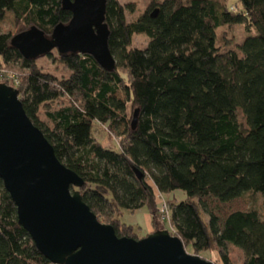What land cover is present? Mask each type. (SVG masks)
Wrapping results in <instances>:
<instances>
[{
  "label": "trees",
  "instance_id": "16d2710c",
  "mask_svg": "<svg viewBox=\"0 0 264 264\" xmlns=\"http://www.w3.org/2000/svg\"><path fill=\"white\" fill-rule=\"evenodd\" d=\"M121 1L106 2L115 69L89 55L58 54L69 73L60 79L26 60L12 40L33 26L51 36L72 13L62 0H0V24L12 16L18 28L0 33V68L22 73L16 87L26 114L58 160L85 181L72 191L118 237L140 239L121 218L146 208L154 232L168 230L196 254L218 250L230 264L232 246L245 264H264V0H239L241 10L222 0H164L134 21L127 17L135 4ZM235 26L256 35L221 48L218 30ZM135 37H145L146 47L135 48ZM65 98L68 104L53 107ZM97 125L119 144L97 141ZM179 191L188 199L164 197ZM246 194L261 195L262 208L222 217L207 202L229 204ZM0 264H52L19 224L1 178Z\"/></svg>",
  "mask_w": 264,
  "mask_h": 264
},
{
  "label": "water",
  "instance_id": "95a60500",
  "mask_svg": "<svg viewBox=\"0 0 264 264\" xmlns=\"http://www.w3.org/2000/svg\"><path fill=\"white\" fill-rule=\"evenodd\" d=\"M71 21L47 36L33 26L12 46L26 59L57 51L89 55L105 70L115 69L106 23L107 0H62ZM158 10L152 15L157 17ZM20 92L0 84V178L17 208L19 224L52 264H214L187 252L168 230L137 240L118 237L83 201L85 181L64 166L53 146L25 112ZM135 125V124H134Z\"/></svg>",
  "mask_w": 264,
  "mask_h": 264
},
{
  "label": "rangeland",
  "instance_id": "374dc122",
  "mask_svg": "<svg viewBox=\"0 0 264 264\" xmlns=\"http://www.w3.org/2000/svg\"><path fill=\"white\" fill-rule=\"evenodd\" d=\"M131 2L135 4L136 7V13L135 14H129L128 13V21H134L139 16L144 14L152 5L156 3H162L164 0H122L121 2L126 5L128 2ZM229 8H235L237 10H241L242 6L240 4L239 0H222ZM18 31L17 26L15 25L14 19L12 16H8L6 21H4L2 24H0V33H10L12 35H16ZM219 39L221 40V44L219 45L221 48H226L228 46H236L239 43H242L246 37L249 35H256V31L252 30L251 34L245 29L244 26H235V27H229V28H221L218 30ZM148 43V40L145 37H135L134 39V47L143 49L146 47ZM227 43V44H225ZM38 67L46 72L50 73L60 79L66 78L69 76L68 70L62 65V63L59 60L58 52L54 51L52 54L42 57L38 59L37 61ZM21 72L18 69H10L5 70L0 68V84L4 83L8 86L14 87L17 89L16 86H18V83L20 81ZM69 100L67 98L62 99L60 102L54 103L53 107L58 108L62 105L68 104ZM45 109H42L39 116L40 119L45 122H47ZM94 135L96 137V140L102 143L105 147H115L119 144L120 140L106 130L103 126H95L94 129ZM166 200H172L174 197H177L180 201H184L188 199V196L186 193L179 191L175 194L171 195H164ZM261 195L254 196L252 194H246L241 199L236 200L229 204H220L214 199L208 200L209 207L212 209H215V212L220 214L222 217H225L226 215L230 214L233 211H246L249 208L256 207L258 209L262 208L261 204ZM161 200L159 199V203ZM147 216H149V212L146 208L138 211L135 214H132L128 211H125L123 213V217L121 218L122 222L128 225H133L136 229V232L138 233L140 239L146 238L148 235V221ZM104 224V223H103ZM107 225V224H106ZM162 228V225L159 226ZM154 229V228H153ZM152 233H155L154 231ZM151 233V234H152ZM137 239V240H140ZM187 252L191 255H197L204 260H207L209 262H213L214 264H223L218 250H211L208 252H204L201 254H196L192 249L189 247H185ZM229 258H230V264H245L246 257L245 254L232 246L229 247Z\"/></svg>",
  "mask_w": 264,
  "mask_h": 264
},
{
  "label": "built area",
  "instance_id": "2783aa9c",
  "mask_svg": "<svg viewBox=\"0 0 264 264\" xmlns=\"http://www.w3.org/2000/svg\"><path fill=\"white\" fill-rule=\"evenodd\" d=\"M161 200L160 202V214L163 221H169L170 220V210L169 205L164 199L163 195L158 194V200Z\"/></svg>",
  "mask_w": 264,
  "mask_h": 264
},
{
  "label": "crops",
  "instance_id": "0c3cea01",
  "mask_svg": "<svg viewBox=\"0 0 264 264\" xmlns=\"http://www.w3.org/2000/svg\"><path fill=\"white\" fill-rule=\"evenodd\" d=\"M146 219H147L148 224H149V226H148V233H147V235H148V234H151L154 231V229H153V225H152L151 215L149 214V216H147Z\"/></svg>",
  "mask_w": 264,
  "mask_h": 264
}]
</instances>
